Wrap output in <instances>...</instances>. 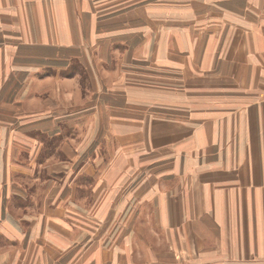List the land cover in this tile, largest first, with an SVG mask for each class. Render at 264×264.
<instances>
[{"label": "crops", "instance_id": "obj_1", "mask_svg": "<svg viewBox=\"0 0 264 264\" xmlns=\"http://www.w3.org/2000/svg\"><path fill=\"white\" fill-rule=\"evenodd\" d=\"M99 2L58 0V79L28 80L97 109L0 122V264L263 260L264 0Z\"/></svg>", "mask_w": 264, "mask_h": 264}, {"label": "rangeland", "instance_id": "obj_2", "mask_svg": "<svg viewBox=\"0 0 264 264\" xmlns=\"http://www.w3.org/2000/svg\"><path fill=\"white\" fill-rule=\"evenodd\" d=\"M42 1L51 2V4H40ZM71 3L73 7L74 5L78 7L75 0H71ZM89 7L90 15L93 12L91 6ZM129 8L133 11L137 10L136 15L144 10V8L139 10L136 2L128 5L124 4L123 0H111L110 3L99 2L93 7V11L108 16L114 15V18L120 19L123 18L122 14L129 11ZM97 19L99 25L106 23L102 17ZM58 37V0H0V122L6 128L12 127L13 131L18 128L23 134L28 128L41 126L39 122L43 119H51L53 123L60 119H72V122H75L78 117L90 114L93 109L94 111L97 109V97L87 93L85 96L82 95L81 100L79 97L81 94L77 93L76 88V93L80 94L78 96L71 91L65 93L58 86L47 89L40 87V84L38 93L29 90L28 80L58 79L48 76L55 71L53 68L49 69V66L60 67L58 63L64 60L60 58L61 54L55 48ZM65 58L68 59L67 56ZM35 72L42 78L35 77ZM99 136L100 133H90L86 141H97ZM89 146L91 145L88 144L87 147ZM148 225L149 229L144 230L145 233L151 238L156 237V230L150 223ZM152 242L155 243L153 238ZM180 249L183 248L180 246ZM216 253L219 256V252ZM217 256L209 257L206 252L193 251L192 254L185 253L179 257L171 254L164 256L168 257L167 259H160V257L152 261L131 260L130 264H239L223 260L218 262ZM241 263L264 264V259L255 261L248 259Z\"/></svg>", "mask_w": 264, "mask_h": 264}]
</instances>
